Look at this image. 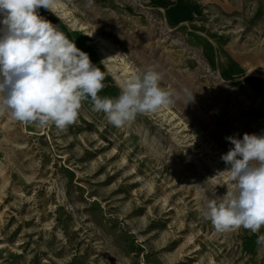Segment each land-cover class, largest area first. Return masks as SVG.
<instances>
[{"label":"rangeland","instance_id":"rangeland-1","mask_svg":"<svg viewBox=\"0 0 264 264\" xmlns=\"http://www.w3.org/2000/svg\"><path fill=\"white\" fill-rule=\"evenodd\" d=\"M56 3L37 11L106 73L98 95L154 69L175 102L120 128L90 100L64 130L0 116V264H264L258 234L205 219L225 138L264 135V0H195L172 28L152 0Z\"/></svg>","mask_w":264,"mask_h":264},{"label":"clouds","instance_id":"clouds-1","mask_svg":"<svg viewBox=\"0 0 264 264\" xmlns=\"http://www.w3.org/2000/svg\"><path fill=\"white\" fill-rule=\"evenodd\" d=\"M55 2L0 0V116L38 127L52 123L64 130L77 120L82 102L90 100L94 111L120 128L138 114L155 113L175 102L173 92L160 87L161 76L154 69L125 79L115 98L98 95L106 73L37 11L42 7L53 12ZM184 94L187 104L194 102L192 92L184 89ZM225 139L233 147L221 160L230 167L213 179L227 177L229 182L220 185L227 192L209 201L205 219L217 232L250 230L264 247V234H259L264 227V135Z\"/></svg>","mask_w":264,"mask_h":264},{"label":"bare ground","instance_id":"bare-ground-1","mask_svg":"<svg viewBox=\"0 0 264 264\" xmlns=\"http://www.w3.org/2000/svg\"><path fill=\"white\" fill-rule=\"evenodd\" d=\"M152 2L156 3V5L159 6V10L165 13L164 15L166 18V22L170 28H172L173 25L178 24L179 20H181V22L187 20V18L190 16L191 11L194 9L197 10V7L195 6V0H180L177 7L172 9L168 7L170 0H152ZM57 5L58 4L55 2L54 8L57 7ZM262 91L264 92V88L262 89Z\"/></svg>","mask_w":264,"mask_h":264}]
</instances>
